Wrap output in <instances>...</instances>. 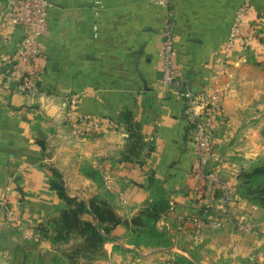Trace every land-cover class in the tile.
<instances>
[{"label":"crops","instance_id":"1","mask_svg":"<svg viewBox=\"0 0 264 264\" xmlns=\"http://www.w3.org/2000/svg\"><path fill=\"white\" fill-rule=\"evenodd\" d=\"M48 1L46 70L31 96L11 74L22 32L6 26L0 0V264H66L64 248L43 233L66 208L51 190L53 169L69 197H100L123 221L94 264H264V208L237 189L240 174L264 154V0H175L170 8L183 85L200 94L218 83L224 94L202 174L181 92L161 81L168 8L159 0ZM244 4L241 34L226 52ZM68 110L79 132L93 126L87 116L115 128L94 129L79 142ZM135 126L142 136L136 154L129 150ZM160 199L169 205L153 225L161 241L144 234L135 241L132 220ZM212 218L221 227L195 226Z\"/></svg>","mask_w":264,"mask_h":264},{"label":"built area","instance_id":"2","mask_svg":"<svg viewBox=\"0 0 264 264\" xmlns=\"http://www.w3.org/2000/svg\"><path fill=\"white\" fill-rule=\"evenodd\" d=\"M175 0H159L168 8L164 28V47L161 62V81L165 86H174L181 92L183 103L189 114L192 130L195 135L196 151L198 156V173L202 174L209 164L211 149L213 147L214 129L222 118V103L224 100L223 90L216 83L213 88L205 90L200 94L193 92L189 87L183 85L178 70L175 67L176 56L174 42V22L173 13L170 8ZM250 0H247L249 2ZM101 2H99L100 5ZM51 3L48 0H5L3 7V19L6 26L11 30L19 29L22 32L20 47L14 52L15 65L11 72L17 80L21 82V87L28 95L38 92L42 76L45 73L46 53L42 44L49 27ZM247 6L244 4L237 12L236 22L230 30L226 41L225 51L230 52L236 44L241 28L239 26L241 17L245 14ZM93 31H98V26L93 27ZM77 95H69L67 103L70 106L77 105ZM68 121L73 128V136L83 142L93 136V130H113L115 122L97 121L87 116L84 121L93 122L92 129L79 132V123L73 118V111L67 112ZM231 218L230 215H228ZM198 229L208 226L221 227V222L211 219L209 222H196ZM244 226L237 223L238 229ZM249 228V227H247ZM264 234V232H261Z\"/></svg>","mask_w":264,"mask_h":264},{"label":"trees","instance_id":"3","mask_svg":"<svg viewBox=\"0 0 264 264\" xmlns=\"http://www.w3.org/2000/svg\"><path fill=\"white\" fill-rule=\"evenodd\" d=\"M121 118L129 126L132 125L131 113L125 112ZM135 127L137 128V126ZM136 128L134 129L136 131L130 136L132 143L129 145L130 153L135 154L138 149L142 148V136L138 132L139 129ZM41 145L43 146L42 143ZM52 174L54 177L50 180L51 190L56 192L59 199L65 202L66 208L61 211L57 219V225L54 229L56 235L50 236L49 239L53 243L66 242L72 235H78L84 241V245L78 252L91 254L95 258L102 256L104 254L103 246L109 233L123 223L122 219L105 201L94 198L84 202L69 197L62 175L55 169L52 170ZM239 177L241 178L242 189L238 191V194L264 208V165L242 172ZM168 209L169 205L164 199L148 203L141 214L132 220V224L139 227L137 233L145 234L146 238L147 235L152 234V240H156L154 242L161 241L162 236L154 231L153 225L160 220ZM86 215L90 216L92 221L84 219ZM45 232L47 231L43 230V233ZM69 258L70 264H76L74 255H69Z\"/></svg>","mask_w":264,"mask_h":264},{"label":"rangeland","instance_id":"4","mask_svg":"<svg viewBox=\"0 0 264 264\" xmlns=\"http://www.w3.org/2000/svg\"><path fill=\"white\" fill-rule=\"evenodd\" d=\"M161 60H162V57H163V47H164V34H162V37H161ZM175 50H176V47H175ZM177 54V52H176ZM42 81V80H41ZM260 136L261 138H264V129L260 131ZM260 158H258V160L255 162V166H261V165H264V154L263 156H259ZM253 167V168H254ZM53 174L51 176V179L53 178ZM95 177V176H94ZM96 178V177H95ZM238 191L240 189H242V185H241V178L238 177ZM97 199V200H101V201H105L103 200L102 198L100 197H93L92 199ZM91 200V199H90ZM229 200L232 201L231 198H229ZM106 202V201H105ZM256 203V202H255ZM59 216L56 215H53L51 216V218L49 219V223L46 225L48 226L47 228L49 229V233L45 232L44 235L46 237H53L56 235L55 233V226L57 225V219H58ZM45 226V225H44ZM46 226L44 228H46ZM145 235V234H144ZM135 241L137 242H140L142 241V237H143V234L142 233H136L135 234ZM153 239V235L152 234H149L147 235V242H154L156 240H152ZM56 244V246H61L62 248H64L63 250H65V260H66V264H70L71 260L69 258V255H74V262L76 264H94V262L97 260V258H95L93 255L91 254H85V253H82V252H78V250L84 245V241H83V238L78 236V235H72L70 237L69 240H67L66 242H56L54 243ZM61 253H62V249H61Z\"/></svg>","mask_w":264,"mask_h":264},{"label":"water","instance_id":"5","mask_svg":"<svg viewBox=\"0 0 264 264\" xmlns=\"http://www.w3.org/2000/svg\"><path fill=\"white\" fill-rule=\"evenodd\" d=\"M57 65H58V63H57V57L55 56L54 57V63H53V69L54 70H57Z\"/></svg>","mask_w":264,"mask_h":264}]
</instances>
